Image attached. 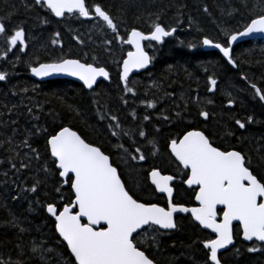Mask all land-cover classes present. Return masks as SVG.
Instances as JSON below:
<instances>
[{
	"label": "trees",
	"instance_id": "16d2710c",
	"mask_svg": "<svg viewBox=\"0 0 264 264\" xmlns=\"http://www.w3.org/2000/svg\"><path fill=\"white\" fill-rule=\"evenodd\" d=\"M247 2L245 8L240 0H87L89 4H101L122 21L119 33L125 39L131 26L147 32L150 15L154 19L158 14L163 24L176 27V32L161 43L145 42L146 50L154 59L146 71L129 83V87L135 89L133 95L124 92L119 81V65L128 46L115 41L111 30L101 27L102 21L83 20L78 14H66L57 19L48 10L34 5L33 0H0V17L8 18L9 28L22 23L28 42L25 52L13 49L6 58H0V71L7 74L6 80L0 81V258L10 260L11 264H64L65 260L72 259L54 231L53 220L43 208L55 196L54 188L61 179L47 150L45 134L36 132L37 128L51 132L56 126L72 127L86 142L101 147L110 156L131 191L136 186L145 192H150L143 171L146 166L133 164L123 150L116 147L123 144L133 152L140 146L150 156L151 145L138 135L141 129L148 139L156 141L159 149L158 157L151 159V164L157 159L166 162L165 150L170 139L190 127L207 125L206 122L212 124V131L221 135L232 132L230 138L233 141L246 137V132L235 126V120L240 119L246 124L247 117L252 116L251 124L247 122L246 125L259 130L248 137L260 138L264 143V101H260L250 87L251 82L264 90V41L237 43L231 53L236 61L235 68L218 52L201 47L203 36L214 41L221 37L225 39L221 29L242 30L250 12L264 9V0ZM205 6L207 13L203 10ZM45 19L48 22L42 23ZM56 32L60 33V43L53 45L51 40ZM105 40L112 43L105 44ZM189 44L193 47L189 48ZM5 50L4 38L0 36V51ZM61 57L104 66L109 71L110 81H100L88 91L63 78L37 82L35 87L27 77V69L38 62ZM21 73L25 77L19 78ZM208 76L217 81L212 93L208 90ZM229 99L234 101L232 106L227 103ZM145 100L155 101V107L147 108L141 103ZM133 111L135 118L131 115ZM199 111L209 113L207 120L199 117ZM101 115L105 119L101 120ZM112 115L118 117L121 129L129 136L111 135L108 125L112 123L109 119ZM144 115L150 116V120H143ZM25 139L39 154V159L21 143ZM133 140L135 144L131 143ZM252 149L255 153L259 150L264 156V144H257ZM117 157L126 163L130 172L120 166ZM21 162L29 166L18 172L11 167L15 163L19 168ZM45 166L47 173L43 170ZM36 180L42 181L39 190L28 191ZM62 195L65 202L70 200L68 185L63 186ZM146 195L140 198L165 203L164 199H156L151 193L146 192ZM173 199L186 204L185 200L189 198L174 195ZM12 216L18 219L19 227L25 228V232L20 233L19 227L6 223ZM177 226L176 230L158 237L159 244L150 254L158 264H202V261L196 262L197 257L203 255L202 248L198 242L194 243L200 240V231L188 216H180ZM34 241L53 251L45 252L44 260H41L39 254L31 252ZM234 253L237 259L233 258L232 264L264 263V250L257 256L246 254L244 257L242 253Z\"/></svg>",
	"mask_w": 264,
	"mask_h": 264
},
{
	"label": "snow or ice",
	"instance_id": "6c2138e0",
	"mask_svg": "<svg viewBox=\"0 0 264 264\" xmlns=\"http://www.w3.org/2000/svg\"><path fill=\"white\" fill-rule=\"evenodd\" d=\"M240 3L243 7H248L247 0H240ZM33 4L48 10L57 18H62L67 13L102 21L101 27L106 26L111 30L115 41L130 45L131 50L122 58L119 80L124 85L123 91L133 95L135 89L129 87V74L133 70L145 68L154 59L145 50L144 42L161 43L165 37H171L176 32V27L163 24L157 14L154 19L150 15L151 23L147 32L131 26L125 33L127 37L125 39L119 33V23L122 21H118L99 3L89 4L87 0H33ZM203 10L207 13L208 7L205 6ZM7 19L0 17V36L4 38L6 47L5 51H0V58H6L14 47L23 52L27 46V34L23 24L9 28L6 24ZM41 22L48 21L45 19ZM221 33L226 38L223 44L215 42L207 35L203 36L202 44L219 49L227 62L236 67V61L231 55L233 42L253 33H264V9L250 12L242 25V30L223 28ZM59 36V32L54 33L55 38L51 40L53 45L60 43ZM74 39L78 38L74 37ZM104 43L111 44L112 41L105 40ZM188 47L191 48L193 45L189 44ZM30 70L37 77L66 73L77 77L89 89L97 82L98 77L106 80L109 78V72L104 66L81 62L77 58L61 57L51 62H38L35 66H30ZM6 78V72L0 71V81ZM242 78L247 80L246 76ZM208 84L210 85L208 90L213 91L217 81L212 76H208ZM250 87L259 100L264 101V90L251 82ZM194 99L198 100V98ZM141 103L146 104L147 108L155 107L153 100H145ZM227 103L232 105L234 101L229 99ZM31 111L29 109V112ZM131 115L135 118V111ZM198 115L207 120L209 113L199 111ZM100 119L103 120L105 117L101 115ZM109 119L112 123L108 128L112 136H129L127 131L121 129L117 116L112 115ZM164 119L168 120V117L165 116ZM143 120H150V116L144 115ZM252 120V116L247 117V122ZM235 125L240 129L246 126L240 119L235 120ZM36 132L45 134L47 150L61 178L60 184L54 188L55 196L51 202L45 203L43 208L53 219L55 233L61 238V242L66 244L70 257L73 258L65 260L64 264H158L150 253L153 247L158 246L159 236L167 234L169 230L177 229L174 216L177 213H190L193 221L203 229L210 230L206 238L194 242L201 244L205 250L203 264H222L218 253L227 246L233 245V221L239 222L238 234L243 241L253 243L252 247L247 248L248 252L264 250V156H261L259 163L254 165L252 157L247 152L235 148L222 149L205 134V130L190 127L170 139L167 148L186 176L182 183L193 189L196 205L186 206L174 202L175 175L167 174L160 167L154 166L148 171L147 177L151 186H154L153 196L156 193L166 195L167 203L162 205L140 198L131 191L122 179L118 166L113 165L110 156L105 154L101 147L86 142L72 127L56 126L51 132L37 128ZM138 135L151 145V154L156 155L159 151L156 141L148 139L142 129ZM21 143L30 148L36 159L40 158L36 150L31 149L27 139ZM131 143L136 142L133 140ZM116 147L122 149L133 161H145L147 158L140 146L135 147L133 152H129L123 144ZM28 166L23 162L20 163L19 168L15 163L11 164L17 172ZM43 170L45 173L48 172L46 166ZM41 184L42 181L36 180L28 191L37 192ZM64 185L69 186L71 193L68 202H65V197L62 195ZM45 195L47 196V193ZM218 205L222 206V209H218ZM6 223L19 227L15 216ZM25 231V228L19 227L20 233ZM52 251L43 248L35 241L31 248V252L39 254L41 260H44L45 252L50 254ZM235 252L239 255V249H235ZM0 264H11V261L0 258Z\"/></svg>",
	"mask_w": 264,
	"mask_h": 264
},
{
	"label": "flooded vegetation",
	"instance_id": "af4514ba",
	"mask_svg": "<svg viewBox=\"0 0 264 264\" xmlns=\"http://www.w3.org/2000/svg\"><path fill=\"white\" fill-rule=\"evenodd\" d=\"M67 14V13H66ZM65 14V15H66ZM55 18H57V17H55ZM57 19H61V18H57ZM82 19L83 20H93V19H84L83 17H82ZM226 39V38H225ZM225 39L223 38V37H221V40H217V41H215V42H220V43H224L225 42ZM26 45L28 46V42H27V38H26ZM126 45V44H125ZM27 46H26V48H27ZM127 46V45H126ZM201 47H202V39H201ZM234 47V46H233ZM233 47H232V49H233ZM25 48V50L23 51V52H25L26 50H28V49H26ZM13 49H17V51H19L18 50V48H13ZM130 48L128 47V50H129ZM127 50V51H128ZM127 51H126V53H127ZM214 51V50H213ZM125 53V54H126ZM231 53H232V50H231ZM67 58H72V57H67ZM223 58V57H222ZM224 59V58H223ZM225 60V59H224ZM226 61V60H225ZM122 62V61H121ZM151 65V64H150ZM230 65V64H229ZM33 66V65H32ZM120 66V65H119ZM231 66V65H230ZM150 67V66H149ZM148 67V68H149ZM233 67V66H232ZM147 68V69H148ZM233 68H235V67H233ZM29 69H30V67L27 69V77L28 78H30L29 77V75H28V73H29ZM146 69V70H147ZM145 70V71H146ZM144 72V71H143ZM142 72H140L139 74H141ZM139 74H134L133 76H131L130 78H129V83L131 82V80L132 79H134L136 76H139ZM18 77L19 78H23V77H25L22 73L21 74H18ZM32 80V79H31ZM110 81V80H109ZM108 81V82H109ZM120 81V80H119ZM33 84H34V86L36 87L37 86V81H35V80H32L31 81ZM100 82V81H99ZM98 83V82H97ZM96 83V84H97ZM120 83H121V81H120ZM121 85L122 86H124L123 85V83H121ZM82 86V85H81ZM96 86V85H95ZM84 88V87H83ZM93 89V88H92ZM86 90V89H85ZM88 91V90H87ZM210 93H212V92H214V89H213V91H209ZM229 106H232V105H229ZM200 117V116H199ZM200 118H202V119H205V118H203V117H200ZM206 122V121H205ZM206 124L207 125H201V124H199V126L198 127H196V128H199V129H201V130H205V134L206 135H209V137H210V139H212L213 140V142H214V144L216 145V146H220L222 149H225V148H235V149H237V150H243L244 152H247L251 157H252V160H253V164L254 165H256V163H255V161L256 162H258L259 163V158H260V156L262 155L261 154V152H259V150H258V152H254V150L252 149V148H255L256 146H257V144H264L263 142H262V140L260 139V138H256V139H254V138H252V137H248V135L249 134H254L253 132L255 131V130H259V128L258 127H255V128H252V126H248L249 124H251V122H248V125H246L245 126V128L244 129H240L237 125H235V126H237L241 131H243V132H246L245 134H246V137H245V139H246V141H245V139L244 138H242V139H234L233 141H232V138H230V137H232L233 136V134L232 135H228V134H225V135H221V134H219L218 132H216L215 130H213L212 131V124L211 123H207L206 122ZM246 124H247V122H246ZM185 131V130H184ZM229 133V132H228ZM232 133V132H231ZM180 134H182V132L180 133ZM248 137V138H247ZM228 138L230 139V142L228 141ZM248 149V150H247ZM143 150V149H142ZM144 151V150H143ZM166 153H167V159H166V162H164V161H162L161 159H157V160H154V164H151L150 162H151V159H153V158H157L158 157V155L159 154H156V155H150V156H148L147 154H146V152H145V155H146V160L145 161H139V160H136V161H133L132 160V162H133V164H138L139 166L140 165H145L146 166V168L143 170L144 171V173H145V175L147 176V173H148V171H150L151 170V168L152 167H160L164 172H166L167 174H173V175H175V177H176V179L173 181V186H174V189H175V191H174V195H176V197H177V195L179 196V197H187V198H189V199H187V200H185L186 201V206H195L196 205V202H195V200L193 199V189H191V188H189L187 185H185V184H183L182 183V181L184 180V179H186V176L183 174V171L180 169V167L178 166V162H176L175 161V159H174V157H171V155H170V151H169V149L167 148V146H166ZM253 152V153H255L256 155H254V154H252L251 152ZM264 151V150H263ZM159 152V151H158ZM157 152V153H158ZM147 184H148V186L150 187V192H148V191H146L147 193H153V188H154V186H151V184H150V181L148 180V177H147ZM134 189V191L133 192H135L139 197H146L147 195H146V192H145V190H143V189H141V188H139V187H136L135 186V188H133ZM152 196H153V194H152ZM153 197H155L156 199L157 198H162V199H164L165 200V203H163L162 205H166V203H167V197H166V195H163V194H159V193H156ZM174 198V197H173ZM151 202H154V203H159V202H156V201H151ZM218 209H222V206H220V207H218ZM180 216H188L189 218H190V221L197 227V229L200 231V240H202V239H204V238H206L207 236H208V234H209V230H206V229H203V228H201L198 224H196L193 220H192V218L190 217V215H177L176 217H175V219H176V222H177V220L180 218ZM238 230V223H234L233 224V235H234V242H233V245H230L229 247H227L226 249H223L222 251H220L219 253H218V255L220 256V258H221V260H222V264H232L233 263V261H232V259L234 258V259H237V257L235 256V249H234V247L235 246H238V248H236V249H239V253H242V256H244L245 257V255L246 254H253V255H261L262 253H263V250L262 251H258V252H255V253H250V252H248L247 251V248H249L248 246H253V243L252 242H246V241H243V239H242V237L237 233V234H235L236 233V231ZM171 231H174V230H171ZM171 231H167V233H169V232H171ZM259 243L257 242V245H258ZM200 246H201V248H202V245L200 244ZM202 250V256H201V258H198L197 257V260H196V262L198 263L199 261H202V264H203V261H204V259H205V250H203V248L201 249ZM262 264H264V263H262Z\"/></svg>",
	"mask_w": 264,
	"mask_h": 264
},
{
	"label": "water",
	"instance_id": "95a60500",
	"mask_svg": "<svg viewBox=\"0 0 264 264\" xmlns=\"http://www.w3.org/2000/svg\"><path fill=\"white\" fill-rule=\"evenodd\" d=\"M84 19H88V18H84ZM166 38V37H165ZM248 40H264V33H253V34H251V35H248V36H243V37H240V38H238L236 41H234L233 42V45H232V47L233 46H235L237 43H240V42H243V41H248ZM146 42V41H145ZM151 42H155V41H151ZM127 45V44H126ZM130 49L129 50H131V46L130 45H127ZM202 46H203V48L205 49V50H214V51H216V52H218L222 57H223V54L219 51V49H216V48H214V47H211V46H205V45H203L202 44ZM128 50V51H129ZM146 50V49H145ZM147 51V50H146ZM126 55V54H125ZM224 58V57H223ZM225 60H226V62H227V59L226 58H224ZM82 62V61H81ZM42 63H44V62H42ZM122 63V62H121ZM228 63V62H227ZM229 64V63H228ZM121 65V64H120ZM231 65V64H230ZM150 66V64L148 65V66H146L145 68H143V69H139V70H133V72L132 73H130L129 74V78L131 77V76H133L134 74H139L140 72H143V71H145L148 67ZM232 66V65H231ZM109 72V71H108ZM120 72V71H119ZM28 75H29V77L32 79V80H35V81H38V82H43V81H46V80H50V79H57V78H63V79H69V80H72V81H74V82H76V83H78V84H80V85H82L83 87H84V89H86V90H91L92 88H94L95 87V85H96V83L97 82H99V81H104V82H108L109 80H110V74H109V78L106 80V79H104L103 77H98L97 78V82L93 85V87L91 88V89H89V88H86L84 85H83V82L82 81H80L77 77H74V76H71V75H68V74H66V73H53V74H50L49 76H46V77H37V76H35V75H33L32 74V72H31V70L29 69V73H28ZM122 83V82H121ZM50 153V152H49ZM53 159V158H52ZM61 179V178H60ZM217 207H220L219 205L217 206ZM48 215V214H47ZM177 215H190V213H177V214H174V216L176 217ZM49 216V215H48ZM190 217H191V215H190ZM52 219V218H51ZM53 220V219H52ZM54 222V221H53ZM195 222V221H194ZM196 224H198L197 222H195ZM234 223H238L239 224V222L238 221H233V224ZM201 227V226H200ZM202 228V227H201ZM207 230V229H206ZM162 231H164V230H162ZM169 231H171V230H169ZM210 231V230H209ZM57 234V233H56ZM57 236H58V234H57ZM58 238L61 240V238L58 236ZM246 242H248V241H246ZM259 243V242H258ZM64 245L66 246V244L64 243ZM230 246V245H229ZM229 246H227V247H229ZM223 250V249H222ZM222 250H220V251H222ZM68 253H69V251H68ZM72 258V257H71ZM73 259V258H72Z\"/></svg>",
	"mask_w": 264,
	"mask_h": 264
},
{
	"label": "rangeland",
	"instance_id": "374dc122",
	"mask_svg": "<svg viewBox=\"0 0 264 264\" xmlns=\"http://www.w3.org/2000/svg\"><path fill=\"white\" fill-rule=\"evenodd\" d=\"M117 161H118V163L120 164L121 167H123L124 169H126L127 172H130V171L128 170L127 166H126V163L123 162L122 160H119V157H117ZM124 169H123V170H124Z\"/></svg>",
	"mask_w": 264,
	"mask_h": 264
}]
</instances>
